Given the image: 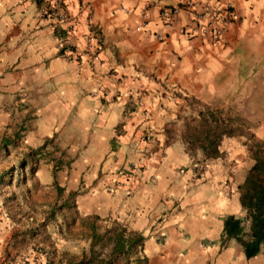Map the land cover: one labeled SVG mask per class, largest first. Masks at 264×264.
<instances>
[{"label":"crops","instance_id":"1","mask_svg":"<svg viewBox=\"0 0 264 264\" xmlns=\"http://www.w3.org/2000/svg\"><path fill=\"white\" fill-rule=\"evenodd\" d=\"M183 1L61 0L65 18L55 21L37 2L0 0V95L31 116L24 138L68 155L66 187L81 188V214L139 232L162 219L184 264H247L234 241H216L222 218L241 215L237 186L252 160L234 137L204 159L171 130L190 99L211 105L232 89L228 113L244 117L247 98H264V0H229L235 18L215 43L187 34L185 12L160 18ZM247 129L264 140L259 125Z\"/></svg>","mask_w":264,"mask_h":264},{"label":"trees","instance_id":"2","mask_svg":"<svg viewBox=\"0 0 264 264\" xmlns=\"http://www.w3.org/2000/svg\"><path fill=\"white\" fill-rule=\"evenodd\" d=\"M66 47L62 46L58 52L62 53ZM196 103L189 115L193 123L188 126L183 138H186L187 150L190 152L197 148L204 159L214 158L219 154L221 138L237 135V127L231 119L222 118L217 111ZM23 144L22 127L19 131L0 135V189L12 186L23 188L24 196L30 193L27 183L33 186L32 175L38 167L40 150L45 144L35 148ZM246 144L243 147L247 149L252 163L237 186L241 215L228 214L222 218L217 243L219 248H224L229 240H233L239 246L242 256L248 260L264 249V140L252 139ZM17 149L22 153L15 156L18 157L17 164L9 168L3 166V161L11 151ZM51 182L56 190L63 191L55 179L52 178ZM74 195V191L67 190L59 204H52L46 211H42V219L33 228L22 229L21 233L30 239L37 237L35 244L45 264H147V256L143 253L144 236L140 232L130 230L114 220L98 230L96 220L99 216L81 213L78 216ZM20 202L21 199L15 194L6 195L3 199L7 206V217L16 223L18 219H15V212L20 210ZM75 224L85 225L87 231L83 238L88 241L87 248L78 254L58 251L46 228L50 225L56 233L65 237V233ZM16 234L17 231L13 230L11 237L14 238Z\"/></svg>","mask_w":264,"mask_h":264},{"label":"rangeland","instance_id":"3","mask_svg":"<svg viewBox=\"0 0 264 264\" xmlns=\"http://www.w3.org/2000/svg\"><path fill=\"white\" fill-rule=\"evenodd\" d=\"M262 84H264V82H262ZM228 92L230 96L235 94V91L232 89L229 91L227 89V97L213 100L210 103L211 105L203 104L204 106L201 107L209 106V109L217 111L222 118L227 120L228 118L231 119L232 124L237 127L238 132L237 135L231 137L237 139L238 145L243 147V144L247 145L246 143H250L252 139H258L254 130L247 129L248 126L259 125L260 131H264V113L261 112L264 108H260L256 104L260 101L264 102V98H261V96L247 98L251 101L250 105L252 107L246 109L249 112L242 117L237 114L228 113ZM190 100L191 102L187 103L186 107H180L178 110V115H180V117L173 122L175 126L174 129L171 130L175 135L180 134L183 136L186 130H188V126H191L193 123H191L189 115L195 107L194 103H196V100ZM235 109L236 108L233 110ZM22 111L21 108L9 104L8 99L0 95V135L3 133L8 134L15 130L19 131L22 127L24 144L32 148L39 147L34 146L31 133H29V136L27 133V136L24 138V122L30 119L31 116L29 115L28 118H26V115ZM221 139H224V137ZM42 144H45V146L40 150L41 158L38 160V167L32 175L31 181L33 182V186H30V182L27 183L28 187H30V193L27 194L28 196L22 195V193L25 192L23 188H15L12 186L0 189V264H45L43 255L40 254L35 244L37 237H33L32 240L21 232L23 228H33L34 225L42 219V211H46L52 204H59L60 201L65 198L67 191L66 183L70 182L71 179L67 176L68 172L65 173L64 167L71 165V163L70 161H66L68 155H66L56 143L44 141ZM243 149L249 158L248 160H251L247 149L245 147H243ZM21 154L20 149L11 151L9 157L3 161V166L9 168L10 166L16 165L18 157L15 156H20ZM52 178L56 180L57 185L63 187V191L59 192L56 190L54 184L51 182ZM80 191V187L74 190L75 202L78 199L77 195ZM9 194H15L21 199L20 210L18 212L13 211L15 212V219H18L17 223L10 220L6 214L7 206L3 203V199ZM75 206L77 208V214L80 216L77 202ZM109 221L110 219L98 217L96 220L98 230H101ZM161 221L162 219H160V221H155L154 224H156V226H150L149 224L143 226L142 232H140L144 236L143 253L147 256V264H184L186 260L184 258L183 248L179 243L180 239L175 238L174 241L169 242L167 239L168 236L164 232H160L159 222ZM126 227L128 228V226ZM85 228L84 224L80 226L75 224L65 233V237L56 233L55 229L51 228L50 225L46 230L48 229V232H50L53 245L58 251H68L78 254L82 249L84 250L87 248L88 241L83 238V235L87 231ZM13 230L17 231L14 238L11 237ZM231 241L233 242V240ZM200 243L203 244L202 241ZM210 244H212V242L207 243V245ZM226 247H228V242L224 248ZM234 247L236 248L239 246L236 244ZM200 248L202 247L200 246ZM240 255L243 258L241 253ZM247 264H264V249L259 256L247 260Z\"/></svg>","mask_w":264,"mask_h":264},{"label":"built area","instance_id":"4","mask_svg":"<svg viewBox=\"0 0 264 264\" xmlns=\"http://www.w3.org/2000/svg\"><path fill=\"white\" fill-rule=\"evenodd\" d=\"M37 2V0H31ZM61 0H49L48 2H39L38 8L42 15L55 21H62L65 14L59 8ZM179 12H185L189 23L187 34L190 36H207L215 43L222 34V31L234 20L235 14L232 4L229 0H213V2L200 3L196 0H185L173 6L163 7L159 11V16L163 20H169L177 16ZM144 16V15H143ZM60 27H54L55 35L58 39L57 46L61 48L66 46L63 34H59ZM158 39L162 35H157Z\"/></svg>","mask_w":264,"mask_h":264}]
</instances>
